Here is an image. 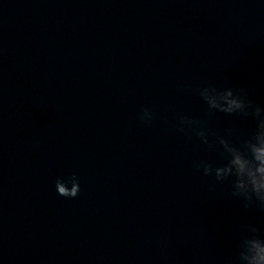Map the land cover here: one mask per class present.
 <instances>
[{
	"label": "clouds",
	"instance_id": "obj_1",
	"mask_svg": "<svg viewBox=\"0 0 264 264\" xmlns=\"http://www.w3.org/2000/svg\"><path fill=\"white\" fill-rule=\"evenodd\" d=\"M209 92L215 95L208 94ZM197 93L206 103L209 115L215 112L251 116L256 121V130L247 138L242 139L239 145L232 143V130L217 132L205 127L203 121L177 114L179 121L178 130L186 134H194L200 142L210 151H215L223 163L214 165L207 160H201L195 167L202 169L205 176L214 175L217 182L229 181L232 196L242 198L245 207L258 204L264 211V136H258L259 130L264 127L262 109L258 104L249 99L248 93L243 88H219L215 84H208L199 89ZM142 122L151 124L154 114L149 109H143L140 115ZM253 139H259V144H250ZM75 192V189L73 190ZM60 194H66V189L59 187ZM252 231L249 232L248 229ZM247 232L251 235L242 241L251 239L255 242L257 255L250 264H264V244L261 243V230L255 225H247ZM240 242V243H241ZM240 253L238 254V260Z\"/></svg>",
	"mask_w": 264,
	"mask_h": 264
}]
</instances>
